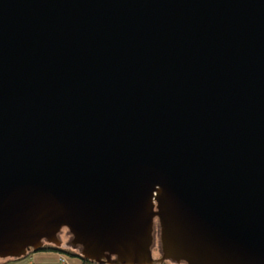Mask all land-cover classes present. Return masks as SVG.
Segmentation results:
<instances>
[{
  "label": "water",
  "instance_id": "1",
  "mask_svg": "<svg viewBox=\"0 0 264 264\" xmlns=\"http://www.w3.org/2000/svg\"><path fill=\"white\" fill-rule=\"evenodd\" d=\"M63 228L82 260L264 264V0H0V258Z\"/></svg>",
  "mask_w": 264,
  "mask_h": 264
},
{
  "label": "rangeland",
  "instance_id": "2",
  "mask_svg": "<svg viewBox=\"0 0 264 264\" xmlns=\"http://www.w3.org/2000/svg\"><path fill=\"white\" fill-rule=\"evenodd\" d=\"M64 232L60 234V237L62 240L64 238H67V235L65 234V228ZM62 229V230H63ZM69 248V247H68ZM73 250L72 248H70ZM152 254L154 256H158V250L156 246L152 247ZM52 256V258H51ZM73 255H68L67 253H59L54 250H38L35 252H32L27 257H21L19 259H16L14 261H11L9 263H3V264H26V263H36V264H44V263H53L57 264V262L61 261L63 264H70L67 260V258L75 259L77 261V264L79 263L78 259L76 257H72ZM55 257V258H54ZM63 257V260H62ZM5 258H0V260H3ZM7 259V258H6Z\"/></svg>",
  "mask_w": 264,
  "mask_h": 264
},
{
  "label": "flooded vegetation",
  "instance_id": "3",
  "mask_svg": "<svg viewBox=\"0 0 264 264\" xmlns=\"http://www.w3.org/2000/svg\"><path fill=\"white\" fill-rule=\"evenodd\" d=\"M66 234V233H65ZM59 235V237H60V233L58 234ZM67 235V234H66ZM68 238V237H67ZM67 238L65 237L64 238V240H62L61 239V237H60V244L58 245V246H53V245H51V244H49V243H43L42 244V247H41V249L40 250H54V251H57V252H59V253H67V252H63V251H60V249H64V250H67V251H70V252H73L74 254H76L75 253V250L73 249V250H71L70 248H68L67 247V245L65 244V242L67 241ZM51 247H58L57 249L56 248H51ZM36 251H38V250H36ZM32 252H35V251H33V250H31V249H29L28 251H27V254L25 255V257H27L29 254H31ZM68 255H69V253H67ZM77 259H78V261H79V264H81V261H82V259H80V258H78L77 256H75ZM11 261H14L13 259H9V258H5V259H3V260H0V264H3V263H9V262H11ZM88 262L89 261H87V263L86 264H88ZM57 264H63V263H61V261H59V262H57Z\"/></svg>",
  "mask_w": 264,
  "mask_h": 264
},
{
  "label": "trees",
  "instance_id": "4",
  "mask_svg": "<svg viewBox=\"0 0 264 264\" xmlns=\"http://www.w3.org/2000/svg\"><path fill=\"white\" fill-rule=\"evenodd\" d=\"M63 232H64V229L60 231V234L63 233ZM67 237H68V236H67ZM51 248H56V247H51ZM57 248H58V247H57ZM57 248H56V249H57ZM60 251L67 252V253H69L70 255H75L73 252H70V251H67V250H64V249H60ZM87 261H88V260H84V259H83V260L81 261V264H86ZM160 264H182V263H173V262H171V261H169V260H165V261H163V262L160 263Z\"/></svg>",
  "mask_w": 264,
  "mask_h": 264
},
{
  "label": "built area",
  "instance_id": "5",
  "mask_svg": "<svg viewBox=\"0 0 264 264\" xmlns=\"http://www.w3.org/2000/svg\"><path fill=\"white\" fill-rule=\"evenodd\" d=\"M62 260H63V257H62ZM88 264H109L107 262H99V261H96V260H91Z\"/></svg>",
  "mask_w": 264,
  "mask_h": 264
},
{
  "label": "bare ground",
  "instance_id": "6",
  "mask_svg": "<svg viewBox=\"0 0 264 264\" xmlns=\"http://www.w3.org/2000/svg\"><path fill=\"white\" fill-rule=\"evenodd\" d=\"M51 258H52V256H51ZM55 258V257H54ZM67 260H68V262L70 263V264H77V261L75 260V259H71V258H67Z\"/></svg>",
  "mask_w": 264,
  "mask_h": 264
}]
</instances>
